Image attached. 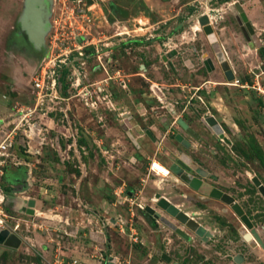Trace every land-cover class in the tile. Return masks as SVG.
Segmentation results:
<instances>
[{
  "label": "rangeland",
  "instance_id": "rangeland-1",
  "mask_svg": "<svg viewBox=\"0 0 264 264\" xmlns=\"http://www.w3.org/2000/svg\"><path fill=\"white\" fill-rule=\"evenodd\" d=\"M238 5L264 46V0H53L39 52L19 34L24 0H0V144L12 143L0 158V230L22 239L17 248L0 243V264H55L58 255L82 264H108L111 256L117 264H264V249L244 240L247 227L229 205L179 194L208 196L210 180L195 192L168 177L169 154L184 153L193 167L218 174L223 190L239 193L246 213L264 209L251 180L264 183V54L247 47L253 36ZM204 14L215 40L200 24ZM223 49L232 80L216 59ZM208 56L215 71L203 66ZM208 116L224 135L209 129ZM156 193L212 236L187 230L188 240L156 221L146 211L166 215ZM32 199L35 213L24 209ZM41 202L45 213L37 212ZM251 218L260 232L264 222Z\"/></svg>",
  "mask_w": 264,
  "mask_h": 264
},
{
  "label": "water",
  "instance_id": "water-1",
  "mask_svg": "<svg viewBox=\"0 0 264 264\" xmlns=\"http://www.w3.org/2000/svg\"><path fill=\"white\" fill-rule=\"evenodd\" d=\"M238 10L241 14V17L243 19V22L245 23V27L247 31L253 36V41H249V45L247 47L256 48L257 46L261 47V51L264 54V46H261L260 40L255 37V28L250 21L247 13L243 9L241 5H238ZM53 11V0H24V6H23V12L21 14L19 24H20V31L19 34L25 33L29 43L34 47L35 50L41 52L45 48L46 44V36L49 33L51 29V16ZM201 25H205L207 27H211L210 25V19L208 15L204 14L199 19ZM212 29V27H211ZM213 32V30H212ZM249 38V36H248ZM219 61L221 63V66L223 70L225 71V75L228 77L229 80H232L235 78V73L233 70V67L231 66V63L227 59V55L224 51L218 52ZM167 60V58H165ZM196 112H198L196 110ZM199 114V112H198ZM209 124L213 127V129L220 135H224L223 128L217 121V119L214 116H208L205 118ZM179 122L183 127H185L193 136L196 138H199V134L191 128L184 120L183 118L179 119ZM152 135L151 133H149ZM177 139L183 141L184 145L186 147L190 146V143L187 142V140L183 139V136L181 134L177 135ZM183 159H185L184 156H182ZM189 169L190 166L188 163H186L184 160L180 159L176 163L172 165V171H174L176 174H181L182 179L186 183H190L194 188H198V181L197 179H194L193 181H190L191 177L187 173H183L184 169ZM263 189L264 193V187H261ZM213 197L222 199L227 204L232 205L235 212L241 216V220L246 223L249 227L251 226V222L247 215L245 214L244 210L241 208L239 204L234 203L233 197H231L229 194L223 193L222 191L218 189H214L211 193ZM159 204L162 207L170 209L171 213L173 215H176L177 219L181 222L185 223L189 228L196 231L198 235L204 237L205 240H207L208 236L211 234L209 233V230L201 225L199 222H197L195 219L190 217L186 212L180 210L175 205L169 203L165 198H161L159 201ZM35 200H31L29 203V213H35ZM150 211H155L151 207L147 208ZM162 220L165 218L162 217ZM168 221V220H166ZM171 224V223H170ZM173 225V224H172ZM175 228V225H173ZM177 231L185 237H189L188 233L185 232L181 228H177ZM22 239L14 232H11L9 229H3L0 230V243L5 244L6 246L17 248L21 245ZM115 260L114 257H110L111 264ZM238 262H240L238 260Z\"/></svg>",
  "mask_w": 264,
  "mask_h": 264
},
{
  "label": "flooded vegetation",
  "instance_id": "flooded-vegetation-1",
  "mask_svg": "<svg viewBox=\"0 0 264 264\" xmlns=\"http://www.w3.org/2000/svg\"><path fill=\"white\" fill-rule=\"evenodd\" d=\"M206 15H208V14H206ZM208 17H209V19H210V23H211V17L208 15ZM222 51H224L225 52V50L223 49ZM219 52V51H218ZM218 52L216 53V59H219V56H218ZM226 53V52H225ZM178 54V51L177 50H170V51H168V53H167V55H164L163 56V58L165 59V58H167V60L168 59H172V57H175L176 55ZM167 62V61H166ZM168 64H169V67H170V69H173L174 70V65H173V63H171L170 61H168ZM221 64V63H220ZM203 66L208 70V71H215L216 70V65H215V61L213 60V58L211 57V56H208V57H205V58H203ZM191 109H193L195 112H196V108L194 107V105H191ZM197 113V115H198V117H200L201 116V114L199 113L198 114V112H196ZM180 119V118H179ZM179 119H178V124L183 128V130L187 133V134H189L191 137H193L194 139H196V140H198V141H200V140H202V135L200 134V133H198V131L194 128V127H192V125L191 124H189L184 118H183V120L191 127V128H193L198 134H199V138H196L195 136H193L185 127H183V125H181V123L179 122ZM205 122H206V125L209 127V129L210 130H212L213 131V133L214 134H217V132L213 129V127L209 124V122L205 119ZM207 129V128H206ZM149 133H152L151 131H147V134L155 141L156 140V138H155V136L153 135V133H152V135H150ZM178 134H180V133H178ZM178 134H176L175 135V138H176V140L178 141V142H180L184 147H186L185 145H184V143H183V141H181V140H179V139H177V135ZM182 136H183V139H185V140H187V142H189L190 143V146L189 147H186V148H191L192 146H193V143L187 138V137H185L183 134H181ZM203 141V140H202ZM204 143L206 144V142L204 141ZM170 156H173L174 158H173V160L171 161V163L169 164V174H168V177L169 178H171L172 179V181L173 182H176V183H179L180 185L179 186H181V187H186V188H188L189 190L190 189H192L191 191H198L199 189H201L203 186H204V183H205V180L206 179H208V180H210L211 182H212V185H211V188H210V191L208 192V196H204V195H195V194H190V193H185V194H183V193H179L181 196H183V198H187V200H189L190 202H192L193 200L192 199H195V200H198V201H201V202H203V203H208V200L209 199H215V200H217V201H220V202H222V203H225V204H227L225 201H223L222 199H219V198H216V197H213L212 195H211V193H212V191L214 190V189H218V190H220V191H222L223 193H226V194H229L231 197H233V199H234V203H236V204H239L240 206H241V208L244 210V212H245V214L247 215V217L249 218V220H250V222H251V226L249 227L248 225H246V223H244L242 220V222L245 224V226L247 227V232L244 234V240H246V241H249V242H257L259 245H260V247H262L263 249H264V234L263 235H261L262 233H260V232H263L264 233V224H262V225H259V228H260V232L255 228V224L253 223V219L251 218L252 216L253 217H258V219L260 220L259 222H264V209H261V210H257V214H252V215H250V214H248V213H246V211H245V208L243 207V205H241V203L239 202V200H238V195H239V193H235V192H233V190L232 191H226V190H223L221 187H219L218 185H217V183H218V181H219V175L218 174H216V173H214V172H211V171H209V170H207V169H205V168H202V167H193L192 165H191V160L187 157V155L186 154H184L183 153V155H178V154H176V153H170L169 154ZM182 156H184L185 157V159H183V157ZM180 159H182V160H184L186 163H188V165L190 166V168L189 169H184L183 170V172H182V174L183 173H187L188 175H190V181H193L194 179H197V181H198V183H197V185H198V188H194L190 183H186L183 179H182V176H181V174H176L174 171H172V165L174 164V163H176L178 160H180ZM251 180H252V183H253V186L254 187H252L253 189H256V193L257 194H261L262 196H263V202H264V193H263V189L261 188L262 186L264 187V183H263V180L259 177V176H252L251 177ZM235 186H233V188H238V182L237 181H235ZM247 184V183H246ZM179 188V187H178ZM242 190H244L245 192H248L249 191V188H242ZM126 194H129L130 196H133V191L132 190H129V191H127V193ZM157 194V206H159L165 213H166V215L165 214H163V213H160L158 210H156L153 206H148V207H151L153 210H155V211H150V210H148L147 208H146V211L149 213V215L151 216V217H154L155 218V220L157 221V219L159 218L165 225H167L168 227H170L171 229H173L175 232H177V233H179L178 231H177V229H176V227L177 228H181V229H183L185 232H187L188 233V235H189V237H185V236H182L180 233V235L182 236V237H184V238H186V239H188V240H191L192 239V236L190 235V233L187 231V230H189V231H192L193 233H195V235H197V236H199V237H201L204 241H207L208 239H209V237H211L212 236V232L209 230V233H211L209 236H208V238H207V240H205L204 239V237H202V236H200V235H198L197 234V232L196 231H194V230H192L191 228H189L185 223H183V222H181L180 220H178L176 217V215H173V213H171V211H170V209H169V207L168 208H165V207H162L160 204H159V201L161 200V198H165V200H167L169 203H171V204H173V205H175L177 208H179L180 210H182V211H184V212H186L190 217H192L193 219H195L197 222H199L196 218H195V216H193V214H191V213H189V212H187V211H185V210H183L182 208H181V205L180 204H177V203H174V202H172V200H170L168 197H166L165 195H162V194H160V193H156ZM245 196H249V194H244V196H242V197H245ZM191 197V198H190ZM247 202H249V200L247 199ZM227 205H229V204H227ZM230 207H231V209H233V206L232 205H229ZM233 211L235 212V210L233 209ZM236 213V212H235ZM195 214H196V212H195ZM236 215H237V217H241V216H239L237 213H236ZM162 217H164L165 219L164 220H162L161 218ZM169 217H171V218H173V220L172 219H170ZM241 219V218H240ZM166 220H168V221H166ZM177 221V222H176ZM151 223H154V221H151ZM171 223V224H170ZM200 223V222H199ZM175 225V228L173 227V225ZM201 224V223H200ZM202 225V224H201ZM204 226V225H203ZM252 233V235H251V237H250V234ZM161 257H162V259H164V260H166L167 262H169V263H171L172 262V259H171V257H169L166 253H163L162 255H161ZM234 260L237 262V263H243L244 262V260H245V257L243 256V255H237L235 258H234ZM238 260L240 261V262H238ZM173 264H179V263H176V262H174Z\"/></svg>",
  "mask_w": 264,
  "mask_h": 264
},
{
  "label": "built area",
  "instance_id": "built-area-1",
  "mask_svg": "<svg viewBox=\"0 0 264 264\" xmlns=\"http://www.w3.org/2000/svg\"><path fill=\"white\" fill-rule=\"evenodd\" d=\"M42 79H43V77H42ZM35 82H36V87H38L39 89H42L43 80L36 78ZM54 84H56V83H54ZM41 96H42V91L39 93V97H41ZM11 145H12V143H8L7 139H5L4 142L0 144V158L8 153V150L11 148ZM55 264H82V263L77 258H72L70 260H66L61 255H58L56 257ZM108 264H109V260H108ZM115 264H117V262Z\"/></svg>",
  "mask_w": 264,
  "mask_h": 264
},
{
  "label": "crops",
  "instance_id": "crops-1",
  "mask_svg": "<svg viewBox=\"0 0 264 264\" xmlns=\"http://www.w3.org/2000/svg\"><path fill=\"white\" fill-rule=\"evenodd\" d=\"M151 134H152V133H151ZM33 200H35V199H33ZM30 201H31V200H30ZM30 201H28V206H29ZM42 204H43V203L41 202V208H40L41 210H38V209H37V212H38V213H39V212H42V213H45V212H46V210H42ZM38 205H39V202H37V201L35 200V207L38 206ZM35 207H34V209H35ZM24 209L28 211V210H29V207H24ZM38 213H37V214H38ZM113 257H114V256H113ZM114 258H115V257H114ZM86 260H87V261H88V260L90 261L91 259L86 258ZM113 263H116V258H115V260H114ZM109 264H111L110 258H109Z\"/></svg>",
  "mask_w": 264,
  "mask_h": 264
},
{
  "label": "bare ground",
  "instance_id": "bare-ground-1",
  "mask_svg": "<svg viewBox=\"0 0 264 264\" xmlns=\"http://www.w3.org/2000/svg\"><path fill=\"white\" fill-rule=\"evenodd\" d=\"M9 12V11H8ZM7 13V12H6ZM5 13V14H6ZM195 30H196V28H195ZM205 30H206V32L207 33H210V35H211V38L213 39V40H215V38H214V36H213V34H212V29H211V27H205Z\"/></svg>",
  "mask_w": 264,
  "mask_h": 264
}]
</instances>
